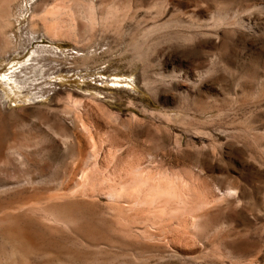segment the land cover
Returning <instances> with one entry per match:
<instances>
[{"label": "rangeland", "instance_id": "1", "mask_svg": "<svg viewBox=\"0 0 264 264\" xmlns=\"http://www.w3.org/2000/svg\"><path fill=\"white\" fill-rule=\"evenodd\" d=\"M6 1L0 264H264L262 0Z\"/></svg>", "mask_w": 264, "mask_h": 264}, {"label": "bare ground", "instance_id": "2", "mask_svg": "<svg viewBox=\"0 0 264 264\" xmlns=\"http://www.w3.org/2000/svg\"><path fill=\"white\" fill-rule=\"evenodd\" d=\"M6 0H4V2H5ZM184 1V0H183ZM9 2V1H8ZM6 3H7V1H6ZM182 3V2H181ZM181 3H179V4H181ZM185 3V2H184ZM6 5V4H5ZM259 5V7H261V8H263L264 7V2H263V0L258 4ZM71 19V18H70ZM241 19V18H240ZM251 19V17L249 18L248 17V20H250ZM71 21V20H70ZM73 21V20H72ZM56 22V21H55ZM68 22V21H67ZM56 25V24H55ZM54 25V26H55ZM74 25H76L78 28H80V25L76 22H74ZM55 28V27H54ZM56 32H57V30H56ZM200 35V34H199ZM203 35V34H202ZM208 35V34H207ZM216 36H218L217 34H216ZM188 38V37H187ZM191 38V39H190ZM198 38V34H196V35H194V36H192V37H189V39L192 41V40H195V39H197ZM186 38H183V40H185ZM188 39V40H189ZM187 40V39H186ZM190 70H192V69H190ZM189 72V71H188ZM194 72V71H193ZM191 73V72H190ZM181 73H179V74H174V73H172V75H171V78H174V79H178V78H181L182 76V74L180 75ZM194 75V74H193ZM190 77V76H189ZM184 78H186V76H184ZM187 78H188V76H187ZM186 78V79H187ZM2 146H3V144H2ZM4 149V148H3ZM4 162V161H3ZM5 163V162H4ZM137 170V169H136ZM144 174H146V173H144ZM148 174H150L149 172H148ZM147 175V174H146ZM146 177V176H145ZM33 179V178H32ZM86 179H88V177L86 178ZM145 179H147L148 181H149V183H148V181H146L148 184H150L151 182H150V180H151V175H150V177H149V175H148V178H145ZM150 179V180H149ZM89 180V179H88ZM126 180V179H125ZM142 182H143V180H141ZM145 181V180H144ZM129 182V181H128ZM135 182V181H134ZM134 182L132 181V182H129V183H127V181L125 182V181H119L118 183H117V186L116 187H114V188H109V190H108V187H107V196H108V199H110V200H112V201H117L120 197H122V196H126V197H124V198H126V199H130V201L131 202H133V205H134V201H136L135 200V198H134V195H136L137 196V193H136V187H135V184H134ZM137 184V183H136ZM140 185V184H139ZM144 185H146L147 187H148V185L147 184H144ZM151 185V184H150ZM6 186V185H5ZM115 186V185H114ZM145 186V187H146ZM3 187V186H2ZM146 187V188H147ZM150 188V187H149ZM4 190V189H3ZM136 190V191H135ZM2 191V190H1ZM5 191V190H4ZM136 193V194H135ZM6 195V194H5ZM148 195V194H147ZM150 196V195H149ZM146 197V196H145ZM123 198V197H122ZM143 199H144V197H143ZM120 200H121V198H120ZM145 200V199H144ZM119 201V200H118ZM117 201V202H118ZM127 202H128V200H127ZM130 203V202H129ZM128 203V204H129ZM141 203V202H140ZM6 204H7V202H6ZM5 204V205H6ZM127 204V205H128ZM136 204H138V201L136 202ZM135 204V205H136ZM145 204V203H144ZM4 205V204H3ZM57 219H59L60 221H62L63 223H65V224H70V223H73V219L75 218H73V216L71 215V214H69V213H67V212H65V211H57ZM11 215H13V214H11ZM15 216V215H14ZM6 218V217H5ZM13 218V217H12ZM16 218V217H15ZM8 218H6V220H7ZM0 220H2L1 218H0ZM9 220V219H8ZM15 220V219H14ZM75 221V220H74ZM3 222V221H2ZM33 245V244H32ZM12 253V252H11ZM21 256V255H20ZM21 258V257H20ZM11 263V262H10ZM16 263V262H15ZM20 264V263H19Z\"/></svg>", "mask_w": 264, "mask_h": 264}]
</instances>
